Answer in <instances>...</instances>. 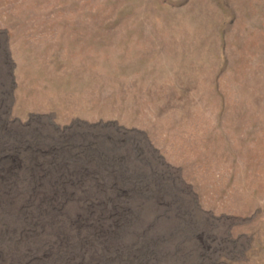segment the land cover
I'll use <instances>...</instances> for the list:
<instances>
[{"label": "rangeland", "instance_id": "rangeland-1", "mask_svg": "<svg viewBox=\"0 0 264 264\" xmlns=\"http://www.w3.org/2000/svg\"><path fill=\"white\" fill-rule=\"evenodd\" d=\"M0 264H264V0H0Z\"/></svg>", "mask_w": 264, "mask_h": 264}]
</instances>
